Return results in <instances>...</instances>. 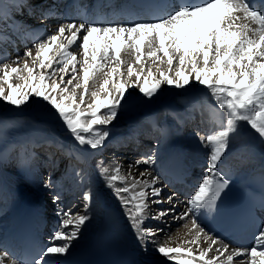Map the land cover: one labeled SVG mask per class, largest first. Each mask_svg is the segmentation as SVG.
<instances>
[{"label":"snow or ice","instance_id":"snow-or-ice-1","mask_svg":"<svg viewBox=\"0 0 264 264\" xmlns=\"http://www.w3.org/2000/svg\"><path fill=\"white\" fill-rule=\"evenodd\" d=\"M25 7L29 15L36 14L27 0L15 4L16 10ZM76 7L78 19L54 7L41 9V21L56 17L63 22L45 28L31 47H25L23 57L18 53L12 59L6 51L0 52V102L20 109L35 98L49 106L71 137L69 145L58 141L57 147L79 160L81 151L105 146L111 134L107 126L117 118L122 101L128 103L125 94L129 88H138L151 100L164 85L185 92L202 86L200 90L214 102L207 105L214 127L207 134L197 132L208 150L205 174L183 212L177 213V193L162 196L167 185L153 167L158 158L155 149L129 164L127 173L115 160L112 166L98 160L95 167L105 187L120 201L143 250L153 244L168 260L184 256L180 264H234L235 259L239 264H264V222L256 225L253 245L243 248H230L201 223L207 215L220 213L222 194L232 183L231 170H225L224 161L233 139L246 131L264 143V0H177L171 5L160 0H132L110 14L97 11L95 17ZM121 18L127 23L116 22ZM4 21H11L8 27L16 34L23 27L12 19L8 5L0 6V23ZM7 43L15 41L0 28V45ZM157 130L167 134L166 127ZM16 147L12 144L5 149L0 164L8 162L7 153ZM20 148L18 167L25 170L30 158L24 155L27 146ZM73 171L81 187L88 184L81 193L83 211L61 207V193L55 192L59 222L47 243L26 241L20 253L0 242V264H64L60 258L72 255L73 242L91 219L95 199L88 173ZM44 186L55 188L56 182L49 176ZM151 205L168 207L153 211ZM169 216L173 221H188L181 226L187 228L190 240L175 247L169 246L172 236L168 233L164 242L157 240L164 229L149 227L146 221L167 223ZM202 238L207 248L200 247Z\"/></svg>","mask_w":264,"mask_h":264},{"label":"bare ground","instance_id":"bare-ground-1","mask_svg":"<svg viewBox=\"0 0 264 264\" xmlns=\"http://www.w3.org/2000/svg\"><path fill=\"white\" fill-rule=\"evenodd\" d=\"M90 1L94 4V12L92 13L90 9H84V11L92 17H95L97 11L106 14L107 11L112 12L114 9L119 10L116 6L120 0ZM17 2L18 0H0V6L8 5V11L11 13L12 19L21 22L23 25V27L19 29V34H16L8 27L11 21L0 23V28L4 30V34L10 36L11 39L15 41L14 44L7 43L0 45V52L6 51L8 56L12 59H14L18 53L23 57L25 47H31L35 38L44 33L45 28L49 26L54 28L63 22L62 19L56 17L41 21L39 18L41 9L54 7L59 13H67V11L72 8L70 0H27L28 5L36 9V14L32 16L29 15L28 7L16 10L15 4ZM72 16L74 19H78L75 14ZM116 22L127 23L122 19ZM77 43H79V41ZM72 50L77 53L79 52L76 46H73ZM125 59H131V57L126 56ZM12 66L16 65L13 64ZM164 67L166 69V65ZM200 87L194 86L190 88L192 90V93H190L189 90L185 92L184 90L170 89L167 85H164L160 91L161 99L159 102L156 101L151 107L146 104L149 108L140 107L138 111L135 110L136 112L133 113L130 118L128 117L127 107L125 108L126 103L122 101L121 111L119 110L117 118L107 126L111 129V134L106 140L105 146L102 149L81 151V159L79 160L76 159L75 156H69L63 153L61 159L53 167H47L42 170L39 164H45L43 156L39 154L34 156L30 155L34 153V151H31L32 147H34L35 144L40 145V141L29 137H22L21 140H19L20 142L9 144H16L17 147L7 153L8 162L0 164V242L7 243L8 246H16L17 241L10 236L11 232L9 231V227L16 217H22L26 202L29 203L31 211L39 216V223L44 227L47 237V240L43 241L44 244L47 243L49 236L59 222V217L56 212L57 206L53 203L52 199L55 192L59 191L61 193V207L66 209L67 207L65 206L68 205L74 212L83 211L81 193L87 189L88 184L81 187L73 171L74 169H82L89 175L90 184L95 193V199L89 213L91 219L82 228L80 238L73 242L72 255L66 258H60L64 260V264H94L95 255L92 249L93 242L96 232L98 231L104 206L112 204L118 206L124 214L125 221L128 223L132 234L133 247L137 252L139 264H180L181 260L185 259L184 256H178L175 260H168L155 251V245L153 244L148 245L147 251L139 246L120 201L113 194L112 189L105 187L104 181L99 176L95 165L98 160H103L105 165L112 166L113 160H115L123 165V171L127 173L129 164L135 163L143 154L155 149L158 152V158L153 167L156 169V172L162 176L161 166L164 163L176 157L181 158L190 168L196 169V172L194 171L192 176L195 185L191 189H187L184 193H181L178 189H172L167 184L168 178L162 176V183L167 185L162 192V196L166 198L172 192L177 193V198L180 201L177 206V213L183 212L185 202L193 193L197 182L205 174L208 150L201 145L197 132L199 131L202 134H207L210 130H213L214 127L210 111L207 107L208 104H214V102L206 92L200 90ZM140 96L141 93H139L138 88H129L125 94V99H138ZM35 102L40 101L33 98L30 105H33ZM87 102H90V98ZM137 102L140 101L137 100ZM169 113H174L175 115ZM177 118L179 121H182V123H178ZM154 123L156 127L153 126ZM160 127L167 128L166 135H162L160 131L157 130ZM143 134L151 135L150 139L152 140L151 145L141 146L144 148V153L135 155L138 153L129 152L128 149H124L123 147L117 149V145L120 144L124 145L129 143L133 145L136 143L140 144V142L143 143L140 138V135ZM59 142L67 146L71 143V139ZM49 143L50 140L47 141V145L50 147L51 143ZM9 145L7 147L5 146V149H7ZM20 145L27 146V151L24 155L30 158V162L25 170H21L20 167H18L21 158ZM53 146L54 148H58L55 145ZM5 149H0V157L5 155ZM38 155L42 157L39 163L35 161ZM227 160L232 161L238 170L243 171L255 167L258 163L264 165V143H261L254 134L249 133L234 138ZM242 160L246 162L242 164ZM144 167L145 166L141 165L140 171H143ZM67 171L71 174H68L69 177H72L71 181L73 184L70 182L72 184L69 185L70 188L63 187V185L59 184L60 177ZM134 174L138 175L139 173L134 170ZM68 175L66 177H68ZM49 176L56 182L55 188H46L44 186ZM69 186L67 185V187ZM72 186L74 188H72ZM23 191L30 197L29 201L25 197ZM101 195H103V198H101ZM160 207H168V205H151L153 211ZM165 219L167 223L153 220L146 221V225L149 227L164 229L157 237L158 241L164 242L167 239L165 234L168 233L172 236V241L169 246L175 247L183 241L192 238L191 235H186L187 228L181 226L184 223H188V221H173L171 216ZM187 246H191L194 249L196 247L195 245ZM200 247H208V244L203 238ZM230 248L236 247L230 246ZM212 255L213 253H209L210 257ZM234 264H239V259H235Z\"/></svg>","mask_w":264,"mask_h":264},{"label":"rangeland","instance_id":"rangeland-1","mask_svg":"<svg viewBox=\"0 0 264 264\" xmlns=\"http://www.w3.org/2000/svg\"><path fill=\"white\" fill-rule=\"evenodd\" d=\"M189 91L190 93H192L191 89H189ZM160 97H161V93L154 96L151 100L147 99L146 97H143L142 94L138 99L130 98L129 100H127L128 101V103H126L127 105L125 104V108L127 107L126 109L128 112V117L130 118L133 115V113H135L140 109V107L149 108V106L150 107L153 106L154 103H156V101L157 102L160 101L161 99ZM137 100L140 102H137ZM43 104L41 102H35L33 105H30L29 103L25 106H22L20 109H16L14 106L7 105L4 102H0V149L1 150L2 149L4 150L11 143L20 142L19 140H21L22 137H29L31 139H35L39 141L50 140V142L53 141L56 144L58 141H62V140L67 141L71 139V137L66 133L65 128L62 126L61 121H59L53 115L54 110L50 111L49 107H46ZM146 104L149 106H147ZM59 158H60L59 156L56 157V159ZM68 174L69 172L67 171L60 177L61 179H59L60 182L59 184L63 185V187L66 188H70L69 185L73 184L71 181L72 177H69V175L71 174L69 175ZM67 175L68 177H66ZM67 185L69 187H67ZM72 188L74 187L72 186ZM65 207L69 208L68 205Z\"/></svg>","mask_w":264,"mask_h":264},{"label":"water","instance_id":"water-1","mask_svg":"<svg viewBox=\"0 0 264 264\" xmlns=\"http://www.w3.org/2000/svg\"><path fill=\"white\" fill-rule=\"evenodd\" d=\"M247 132L245 131V133L244 134H246Z\"/></svg>","mask_w":264,"mask_h":264}]
</instances>
